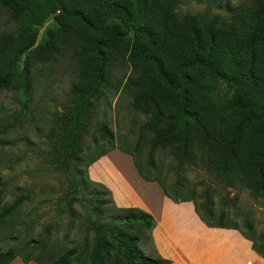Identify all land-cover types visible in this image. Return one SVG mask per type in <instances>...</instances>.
<instances>
[{"label": "trees", "instance_id": "trees-1", "mask_svg": "<svg viewBox=\"0 0 264 264\" xmlns=\"http://www.w3.org/2000/svg\"><path fill=\"white\" fill-rule=\"evenodd\" d=\"M39 1L0 0V15L17 23ZM47 1L61 24L34 51V64L66 56L75 73L69 108L60 120V153L51 164L68 178L71 197L61 204L66 203L70 218L80 219L83 235L92 233V248L85 239L70 244L71 249L58 244L50 250L52 232L45 229L38 240L30 238L23 245L26 254H19L15 245L0 246V264L16 259L24 264H171L154 249V219L137 209L117 208L111 193L88 177L89 166L117 148L88 161L85 151L78 150L94 101L104 87L111 91L113 70L128 63L132 71L122 93L135 109L150 112L141 127L151 136L149 159L142 167L129 148L117 150L131 157L141 180L157 184L175 204L191 202L206 227L238 231L264 261V236L255 241L226 225L225 216L216 218L207 204L202 216L194 193L178 181L168 185L150 159L157 152L171 158L178 175L185 164L200 165L226 188H246L252 198H264V0H240L228 17L211 12L221 8V0H205L203 14L182 17L175 12L180 0ZM36 35V29L19 23L15 35L0 37V93L17 94L22 112L0 125V134L14 130L27 112L34 78L28 70L33 64L28 66L23 56L34 47ZM218 84L224 85L222 91ZM138 149L136 145L134 151ZM89 187L102 191L88 194L99 208L81 216L72 200ZM28 201L29 195L19 196L2 210L0 227Z\"/></svg>", "mask_w": 264, "mask_h": 264}, {"label": "rangeland", "instance_id": "rangeland-1", "mask_svg": "<svg viewBox=\"0 0 264 264\" xmlns=\"http://www.w3.org/2000/svg\"><path fill=\"white\" fill-rule=\"evenodd\" d=\"M239 4L240 0H221V8L211 9V12L228 17L229 11L235 10ZM206 8L205 0H180L175 12L180 17L201 15ZM19 23L37 31L34 47L23 56L28 66L33 64L28 70L29 75L33 74L34 86L24 119L14 130L0 134V190H3L0 212L19 196L29 195V201L3 222L0 246L7 248L15 245L19 254H26L29 250L23 245L30 238L38 240L45 229H50V250L59 247L58 244L71 249L70 244L81 243L85 239L91 249L92 233L89 231L83 235L80 219L70 218L66 203L61 204L64 197H71L68 178L51 164L60 153V120L67 114L70 89L75 82L73 63L68 57L60 56L45 64H34V51L61 24L58 12L47 0H40L17 23L1 14L0 37L6 39L15 35ZM131 71L130 63L127 67L113 70L111 91L107 92L104 87L93 103L87 132L78 145L79 151H85L87 161L111 147L129 148L142 167L149 159L151 136L141 131V127L149 121L150 112L135 109L131 99L122 93ZM217 88L222 91L224 85L218 84ZM19 102L17 94L0 93V125L11 123L16 114L21 115ZM101 130L106 132L105 136ZM136 145L140 148L138 152L134 151ZM125 156L132 163L131 157ZM151 157V161L159 167L158 177L165 178L168 185L178 181L185 190L194 193L202 216H205L207 204L216 218L221 214L225 216L226 225H234L255 241L264 236V198H252L246 188H226L203 171L200 165L185 164L178 175L174 160L160 152ZM90 191L102 193L89 187L87 193L76 196L72 200V208L78 215L82 216L87 209L99 208L90 201ZM102 198L107 201L104 195ZM12 238L14 240H8Z\"/></svg>", "mask_w": 264, "mask_h": 264}, {"label": "crops", "instance_id": "crops-1", "mask_svg": "<svg viewBox=\"0 0 264 264\" xmlns=\"http://www.w3.org/2000/svg\"><path fill=\"white\" fill-rule=\"evenodd\" d=\"M87 172L92 182L111 193L117 208L137 209L154 219V249L171 264H264L238 231L206 227L191 202L173 203L157 184L141 180L130 159L116 150ZM11 264L24 263L16 259Z\"/></svg>", "mask_w": 264, "mask_h": 264}]
</instances>
